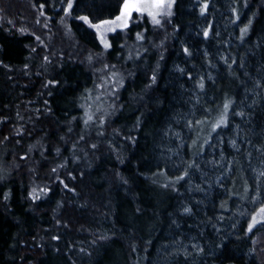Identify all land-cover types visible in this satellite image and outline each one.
Listing matches in <instances>:
<instances>
[{
    "label": "trees",
    "instance_id": "16d2710c",
    "mask_svg": "<svg viewBox=\"0 0 264 264\" xmlns=\"http://www.w3.org/2000/svg\"><path fill=\"white\" fill-rule=\"evenodd\" d=\"M66 4L0 0V168L9 173L0 180V264H264V224L248 231L264 204V87H256L264 85V0H177L162 47L147 46L126 66L132 75L102 129L92 105L109 77L103 65L124 63V35H110L104 51L77 17L113 18L122 0H75L70 16ZM143 28L147 45L156 33L148 23L129 32ZM157 62V84L144 92ZM49 80L58 83L45 87ZM226 96L235 101L228 125L201 151L196 121L212 122ZM193 160L198 167L173 186ZM44 187L32 201V189Z\"/></svg>",
    "mask_w": 264,
    "mask_h": 264
},
{
    "label": "snow or ice",
    "instance_id": "6c2138e0",
    "mask_svg": "<svg viewBox=\"0 0 264 264\" xmlns=\"http://www.w3.org/2000/svg\"><path fill=\"white\" fill-rule=\"evenodd\" d=\"M75 0H67V4L66 7L64 8V13L65 16H70L73 10V6H74ZM177 5V0H122V4L119 7V13L117 15H115L113 18H108V19H100L96 22H94L89 16L83 15V16H79L77 17V19L83 21L85 24H87L90 28L95 30V35L99 40L100 45L103 46V50L104 51H108L111 50L113 48V43L112 41H110L108 39V34L109 33H116L117 30H125L128 29L130 27V24L133 22V15L137 14L139 17L143 18V17H148L150 18V21L152 23L153 26L155 27H163L164 26V21L166 19H170L173 15V9L174 7ZM245 6H247V0H245ZM41 8L44 7V5H40ZM209 5L207 3H204L201 6V14H204V12L207 11ZM232 11L235 13L237 10L236 8H233ZM43 14V13H42ZM239 17L237 16V19ZM253 24V20L249 19L247 25L243 28L240 29V33H241V40H243L244 36L249 32L250 28L252 27ZM210 28L211 26H209L208 29H205L203 31V36L205 38L209 37V32H210ZM24 30L21 29V32H23ZM37 40H39V37H36ZM136 41L142 42L145 40V36L143 33L137 32L136 36H135ZM121 48L125 47L124 45H120ZM158 47H162V45L158 46ZM183 52L185 55L187 56H191L192 52L190 51V49L188 47H183ZM145 51H147L145 49ZM96 54H92L90 53L87 57L88 62L91 64L94 60V56ZM140 57V52L139 50H136V54H135V58L138 59ZM164 57L161 54L160 59L162 60ZM45 61H48V57L45 56L44 57ZM128 60H133V53L130 50L128 57ZM226 59V58H225ZM50 63V61H48ZM227 62V60H226ZM233 63H235V61H233ZM241 67H243V64L240 65ZM27 67V65L25 66ZM160 65L159 62H157L156 68L152 70V75L149 78V82L145 85V88L142 90L144 92H147L149 89H152L154 85L157 84V73H158V69H159ZM111 69V71H109ZM101 71L104 72H108L109 73V81H110V87L112 89L110 95H115L119 92L120 88H122L124 86V81H125V75L123 73H121L119 70H116V66L115 65H109V64H104L103 68L101 69ZM176 71L183 74L184 73V69L180 68L179 66L176 67ZM132 73L129 72L128 76H131ZM209 79H211V77H209ZM53 83H58V82H54L52 80H49L46 82L45 87H47L48 85H52ZM198 83V87L200 90H203L205 88V83H204V78L201 77L200 80L197 82ZM103 85H101L102 87ZM256 87L260 88V87H264V85L260 84L259 82H256ZM89 92V96L88 98H91V91L90 90H86ZM97 99H99V97H97ZM141 99H143V97L141 96ZM45 105L47 106L48 102L45 101L44 102ZM235 104L234 99H232L229 96H226L223 104H222V108H220L219 111V116L218 118L211 123V130L214 132L217 129L221 128L222 126L226 127L228 125V113L230 111V109H232V106ZM81 107H83V105H81ZM112 111H107L105 110L103 113V116L99 119V123H98V127L100 129L103 128L104 124L106 123V118L113 115L114 112L116 111V105H110L109 106ZM47 111H51L50 108H46ZM37 111L39 112L40 110L37 109ZM97 111H101V109L98 107ZM236 115H239L241 117H243L245 115V113L243 111L235 113ZM143 115V114H141ZM85 119H84V124L85 126H89L91 122L94 121L95 118V113H93L91 111V109H89L88 111L85 112ZM142 123V120L138 117L136 120V124L134 125V128H139L140 124ZM197 124H204L205 121H196ZM69 131H71V129H69ZM103 132L102 131H98L97 135H102ZM17 136L22 135L20 130H17L16 132ZM178 135V134H177ZM5 139H8L7 137H5ZM63 139V137L61 138ZM81 140L84 139V136L82 135L80 137ZM125 140H127L130 144H135L136 143V137L135 136H126ZM204 143H208V140L205 139ZM232 146L235 148L236 147V141L232 140L231 141ZM193 145H196V141H193ZM97 147L96 144H92L91 148L95 149ZM202 147V145H201ZM29 151H31V148H29ZM57 154H59V148L56 149ZM73 156L74 159L75 157V148H73ZM118 159H120V157H117ZM21 159H27V157H21ZM123 162V161H121ZM198 167L196 165V162L193 160L191 163L188 164L187 168L184 169L183 171V175H179L175 178V181L171 182L172 185L174 186L176 183H179L180 181L184 180L185 177H188L190 175L189 169L192 167ZM59 167H64L63 164L59 165ZM53 172H56L57 169L53 168L52 169ZM9 173L7 172L6 169L4 168H0V180H4L6 178V176ZM260 176H264V171H261L259 173ZM122 183L124 184H128V180L126 178H124L123 176L120 177ZM168 184H165L164 187H168ZM65 188H68V185L65 184L64 185ZM197 190L199 191H203L202 188H200L199 186L197 187ZM50 191V189H48L47 187L44 188H40L39 192L37 191L36 188H33L31 193H30V199L32 201H37L39 200L40 194L39 193H48ZM74 191V190H73ZM10 194H5L4 195V200L7 201L9 199ZM225 203L221 204V207L223 208L225 206ZM192 208L185 206L183 208V212L185 214H192ZM257 224H264V204L261 205V207L259 208V211L256 215H253L251 218V222L248 224V231L252 232L253 228L257 225ZM53 240H59L60 237L59 236H53L52 237ZM101 239H107V237H101ZM194 248H198L197 245H193ZM200 252L203 251L202 248L198 249ZM81 252L84 251V249H80ZM90 255V254H89Z\"/></svg>",
    "mask_w": 264,
    "mask_h": 264
},
{
    "label": "rangeland",
    "instance_id": "374dc122",
    "mask_svg": "<svg viewBox=\"0 0 264 264\" xmlns=\"http://www.w3.org/2000/svg\"><path fill=\"white\" fill-rule=\"evenodd\" d=\"M168 21H169V19H166L164 21V26L163 27H155V26L152 25V23L150 21V18H148L146 16L141 18L137 14L133 15V22L130 24V27L135 25V24H139V23H141L143 25L148 23V25L150 26V29L152 30V32H156L157 33V34L156 33L152 34L151 39L148 40V44L147 45H146V39L144 41H142V42L136 41V39H135V36H136L137 32H140V33L144 34V28L142 30H139V31L135 30L132 35L129 32V28L130 27L128 29L123 30V31H121L119 29L117 30L116 33L120 32V33H122L124 35L123 36L124 40H122V45H124L125 47H123V50H124V63H123V65H118V66L116 65V67L122 68L119 71L121 73H123L125 75V77H127L128 73L130 72V70L128 68H126V66H128V63H132L136 59L135 58L136 50H139L140 56H141L144 53V51L147 48V46L148 47H153L154 46L157 49L158 48L157 47L158 44L162 45L161 42L164 40L163 37L167 38V36H168V33L166 34L167 28H166V25H165L166 23H168ZM116 33H109L108 34V39L111 41V39L109 38L110 35H113V34H116ZM165 40H167V39H165ZM130 50L133 53V57H134L133 60H128L127 59ZM86 61L88 62V60H86ZM88 64H89V62H88ZM101 85H103V86L101 87ZM98 89H99V91H98L97 95H98L99 99L95 100V102L92 105V108L96 112L101 113L103 115L105 110L111 111L110 110L111 108L109 106L112 105V102L116 99V97H114V95H110L112 89L110 87L109 77L107 79H104L103 82L100 83V85L98 86ZM116 100H118V99H116ZM99 102H101V103H99ZM98 107L101 109V111H97ZM218 116H219V113L217 114L215 119H213L212 122H214L218 118ZM212 122L206 121L204 124H199V130H198V135L197 136L199 138V144H202V142H203V146L201 148V151H202V149L204 147L205 139L208 140L209 137L215 132V131L213 132L211 130V123ZM199 148H200V146L199 147H195L194 153H197L196 151H198ZM31 165H29V166H31ZM16 169H17L16 165L11 167V170H16ZM37 191L39 192V188H37ZM39 194H41V193H39ZM258 211L254 215H256L258 213ZM258 225L259 224H257L255 227H257ZM259 240H260V238H259ZM261 245H263V243Z\"/></svg>",
    "mask_w": 264,
    "mask_h": 264
}]
</instances>
